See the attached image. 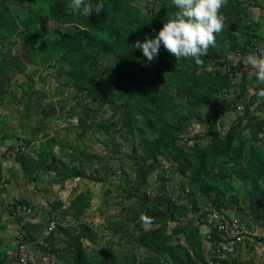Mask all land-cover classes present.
<instances>
[{
	"label": "rangeland",
	"instance_id": "374dc122",
	"mask_svg": "<svg viewBox=\"0 0 264 264\" xmlns=\"http://www.w3.org/2000/svg\"><path fill=\"white\" fill-rule=\"evenodd\" d=\"M124 1L86 17L70 0H0V264H17L24 241L28 264H264V85L245 62L264 56V24L246 23L264 0H228L202 65L163 45L148 61L132 45L177 9ZM85 21L109 50L65 57L58 37ZM114 21L131 30L120 68ZM214 210L248 233L243 247L218 250Z\"/></svg>",
	"mask_w": 264,
	"mask_h": 264
},
{
	"label": "clouds",
	"instance_id": "9594fccd",
	"mask_svg": "<svg viewBox=\"0 0 264 264\" xmlns=\"http://www.w3.org/2000/svg\"><path fill=\"white\" fill-rule=\"evenodd\" d=\"M177 11L168 18L159 29L156 36L146 38L143 42L137 40L132 46L142 51L148 61L154 60L159 54L160 46L167 50L176 60L193 58L197 65H202L208 49L215 46L216 34L225 27V17L221 9L228 0H171ZM69 8L86 17L93 12L100 14L104 10L102 0H70ZM261 13L252 15L246 23L264 24ZM249 67V79L255 77L257 85H264V57L249 54L245 58ZM255 95L264 100V87H260ZM141 225L145 231L151 230L153 218L141 215Z\"/></svg>",
	"mask_w": 264,
	"mask_h": 264
},
{
	"label": "trees",
	"instance_id": "16d2710c",
	"mask_svg": "<svg viewBox=\"0 0 264 264\" xmlns=\"http://www.w3.org/2000/svg\"><path fill=\"white\" fill-rule=\"evenodd\" d=\"M117 6L118 8L121 9V7H125V1L124 0H116L114 4V9L117 10L115 7ZM55 9V6L54 8ZM123 12L128 13V10L125 9ZM0 16V24L3 25L6 22L3 18ZM117 21L113 22V25L110 26L111 29L112 27L115 28L114 32H116L117 37H115L114 41V47H117L116 49L119 50V55H118V67H124L126 66V58L129 57V51H128V46H127V41L129 39V34L131 33V30H129L127 33L126 31L123 33V29L116 24ZM86 23V28H75L76 30L73 32H65L62 33L61 36L58 37L57 41L59 43V47L64 49V52H66L65 57H70V55L76 54L79 48H84L83 45H91L92 47L95 45H99L97 48L96 54H106L108 49V44L110 45V41L108 39H105L103 36V29L100 24V21H95L93 24L92 22H87ZM113 29V28H112ZM106 30V28H104ZM100 32V34H98ZM98 35V36H97ZM64 57V58H65ZM233 69V67H232ZM84 82H88L92 84L94 82L91 90H100L101 88H105V84L107 82H104L103 79L97 78V80L93 77L92 79H86L85 76L81 79ZM122 91L117 90L116 91V97L119 98L122 95Z\"/></svg>",
	"mask_w": 264,
	"mask_h": 264
},
{
	"label": "built area",
	"instance_id": "2783aa9c",
	"mask_svg": "<svg viewBox=\"0 0 264 264\" xmlns=\"http://www.w3.org/2000/svg\"><path fill=\"white\" fill-rule=\"evenodd\" d=\"M222 68L225 70V72L237 74V71L235 69L233 70L232 66L228 62L226 64H222ZM243 69H246V67H241V70ZM230 105V107H234L239 111L244 109V105L242 104V102L235 101ZM205 130L207 131V129ZM210 219L212 222V225H210L211 232L215 235L214 242L216 243L215 245L219 251L232 253L238 247H243L246 244L247 239H249L248 233L242 228H240L233 218H228L227 216H224L222 213H220L218 210H214L210 215ZM53 228V222L48 224V231L53 230ZM17 252V264H28L29 250L25 241L20 242L18 244Z\"/></svg>",
	"mask_w": 264,
	"mask_h": 264
}]
</instances>
